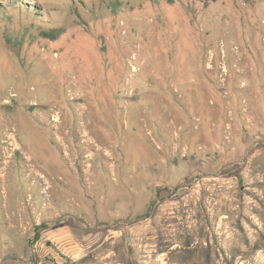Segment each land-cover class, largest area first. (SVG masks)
<instances>
[{
	"label": "rangeland",
	"instance_id": "374dc122",
	"mask_svg": "<svg viewBox=\"0 0 264 264\" xmlns=\"http://www.w3.org/2000/svg\"><path fill=\"white\" fill-rule=\"evenodd\" d=\"M54 180L0 264H264V0H0V200Z\"/></svg>",
	"mask_w": 264,
	"mask_h": 264
},
{
	"label": "crops",
	"instance_id": "0c3cea01",
	"mask_svg": "<svg viewBox=\"0 0 264 264\" xmlns=\"http://www.w3.org/2000/svg\"><path fill=\"white\" fill-rule=\"evenodd\" d=\"M53 174L58 176H62L60 171L58 169L53 171ZM62 179L63 178L62 176ZM57 180H59L57 178ZM61 180V179H60ZM66 182V180H64ZM30 182V181H28ZM67 183V182H66ZM32 190L33 192H31L32 194V198L29 201V203L26 202V194L28 191ZM66 189V188H64ZM55 191H61L62 195H64V190L60 187V185L56 182V180H54V183H52L51 189L50 191L47 190V192H49V194L51 193L52 195L50 196V201L48 207L52 206V208H48V207H44V211L42 212V216H44L45 219H54L55 217H57L59 215V209L60 206H68L70 207L74 212L79 210V211H84L86 212L83 208H80L78 206H74L71 205V203L67 200L64 202V200H61V196H56L53 195V192ZM46 190H43V187H38V186H30V183L27 184V181L25 183V186L23 185H19L16 187L14 186V188H9V193L8 195H6V199L4 204H2V200H0V208H3L4 210V222H1L0 220V225L4 226V230L5 232H9L11 237H9V239H11V241L15 238V237H21L24 238L27 230H23L21 227L28 224V222L34 218V214H32V212H30L29 207L34 206V204H36V206H34V208L36 207V212H38V210H40V207L42 206V202L48 198H45L46 194H45ZM146 193H149V195L147 197L144 198V200L148 201V204H150L151 201V195L154 194V192L152 190H148L145 192V196L147 195ZM1 199V198H0ZM47 202V201H46ZM68 202V203H67ZM42 209V208H41ZM45 209H47L45 211ZM76 209V210H75ZM35 212V216L36 213ZM87 213V212H86ZM92 214V212H91ZM69 220L68 223L72 222V220L70 218H68ZM98 219V218H96ZM67 223V224H68ZM3 224V225H2ZM64 224L61 227L67 225ZM0 226V227H1ZM60 227V228H61ZM260 229L262 231H264V225L262 224L260 226ZM14 235V238L12 237ZM9 239H6L5 241L8 242ZM1 240V239H0ZM230 254V253H229Z\"/></svg>",
	"mask_w": 264,
	"mask_h": 264
},
{
	"label": "built area",
	"instance_id": "2783aa9c",
	"mask_svg": "<svg viewBox=\"0 0 264 264\" xmlns=\"http://www.w3.org/2000/svg\"><path fill=\"white\" fill-rule=\"evenodd\" d=\"M225 69V67H224ZM13 138L10 136V134H8L6 136V138L3 140V142L5 143V145L3 146V149H2V152H3V155L7 158L11 157L12 156V151L14 149H17V146L16 144L13 142ZM26 157V156H25ZM27 158V157H26ZM42 178H44L45 176H41ZM47 189H48V184L44 185L43 186V190H46V196H48V192H47ZM3 194H6V189L5 187L3 188L2 190ZM31 193H28L27 195V202H29L31 200Z\"/></svg>",
	"mask_w": 264,
	"mask_h": 264
},
{
	"label": "bare ground",
	"instance_id": "6f19581e",
	"mask_svg": "<svg viewBox=\"0 0 264 264\" xmlns=\"http://www.w3.org/2000/svg\"><path fill=\"white\" fill-rule=\"evenodd\" d=\"M213 58V57H212ZM57 117H59V116H57ZM100 144V143H99ZM99 147V146H98ZM104 147H105V145H104ZM108 151V150H107ZM3 177V176H2ZM243 264H244V262H243Z\"/></svg>",
	"mask_w": 264,
	"mask_h": 264
}]
</instances>
